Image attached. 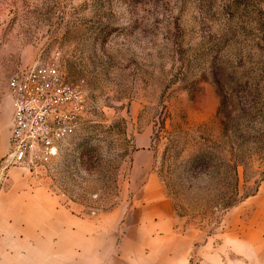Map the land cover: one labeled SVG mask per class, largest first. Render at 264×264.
Wrapping results in <instances>:
<instances>
[{"label":"rangeland","instance_id":"1","mask_svg":"<svg viewBox=\"0 0 264 264\" xmlns=\"http://www.w3.org/2000/svg\"><path fill=\"white\" fill-rule=\"evenodd\" d=\"M54 63L77 133L0 187V264H264V0H0V159L17 72ZM172 202L169 234L123 223L134 151ZM70 214L102 230L67 254Z\"/></svg>","mask_w":264,"mask_h":264},{"label":"built area","instance_id":"2","mask_svg":"<svg viewBox=\"0 0 264 264\" xmlns=\"http://www.w3.org/2000/svg\"><path fill=\"white\" fill-rule=\"evenodd\" d=\"M11 103L8 152L0 159V186L10 169L37 173L57 159L61 144L81 127V92L65 83L54 63L14 73L7 82Z\"/></svg>","mask_w":264,"mask_h":264},{"label":"crops","instance_id":"3","mask_svg":"<svg viewBox=\"0 0 264 264\" xmlns=\"http://www.w3.org/2000/svg\"><path fill=\"white\" fill-rule=\"evenodd\" d=\"M9 138V129H8ZM8 152V140L4 142ZM4 155V156H5ZM3 156V157H4ZM154 154L148 146L137 148L130 160L126 188L130 206L124 212L123 223L130 224L133 230L152 232L160 236L169 234L175 228L176 219L172 202L164 193L163 187L153 172ZM8 179L0 187H4ZM60 228L66 246V253H74L76 245L83 244L103 228L101 222L70 214Z\"/></svg>","mask_w":264,"mask_h":264}]
</instances>
